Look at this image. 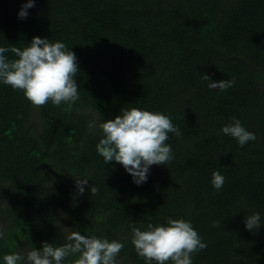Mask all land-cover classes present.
Segmentation results:
<instances>
[{"label": "trees", "instance_id": "16d2710c", "mask_svg": "<svg viewBox=\"0 0 264 264\" xmlns=\"http://www.w3.org/2000/svg\"><path fill=\"white\" fill-rule=\"evenodd\" d=\"M26 2L0 0V46L63 42L77 57L79 99L70 112L34 108L0 82V264L72 231L122 242L118 264H145L130 226L168 217L206 243L193 264H264V0H35L20 19ZM200 74L234 86L209 90ZM133 107L169 116L182 133H169L174 159L140 186L96 151L99 124ZM233 116L256 141L240 147L221 132ZM214 171L225 178L219 191ZM73 178L89 179L83 195ZM254 212L262 226L250 232L243 221Z\"/></svg>", "mask_w": 264, "mask_h": 264}, {"label": "clouds", "instance_id": "9594fccd", "mask_svg": "<svg viewBox=\"0 0 264 264\" xmlns=\"http://www.w3.org/2000/svg\"><path fill=\"white\" fill-rule=\"evenodd\" d=\"M35 6V0H27L18 13L20 19L27 18L28 9ZM6 53L15 58L9 59ZM80 71L75 53L60 41L51 42L48 38L35 36L29 46H0V82L12 90L22 92L34 108H42L49 102L59 107L67 105L72 111L79 99V85L76 74ZM201 80L209 90L226 91L234 86V80L214 81L208 74H200ZM97 125L89 122L88 128ZM102 138L96 145L97 153L106 165L110 162L120 164L140 186L147 182L150 168L154 165H167L174 159L173 150L167 143L169 133L180 137L182 133L172 123L169 116L139 108L123 110L114 119L99 124ZM221 132L234 138L240 147L257 140L255 133L248 131L235 116L225 124ZM74 179V178H73ZM89 179H74L76 192L83 195ZM225 182L219 171H214L211 184L217 191ZM90 195L99 193V188L89 186ZM246 230L257 231L262 226L261 215L254 212L245 217ZM219 226V221L213 222ZM131 227V244L145 264H193V256L207 245L189 221L167 218L166 225L149 224L141 230L134 224ZM0 226V239L4 237ZM124 244L117 240L85 236L72 231L61 244L42 242V247L13 252L3 256V264H65L69 258L72 264H118L117 257Z\"/></svg>", "mask_w": 264, "mask_h": 264}, {"label": "rangeland", "instance_id": "374dc122", "mask_svg": "<svg viewBox=\"0 0 264 264\" xmlns=\"http://www.w3.org/2000/svg\"><path fill=\"white\" fill-rule=\"evenodd\" d=\"M6 201H7V200H4V199H1V198H0V205L3 206V205L6 203Z\"/></svg>", "mask_w": 264, "mask_h": 264}]
</instances>
